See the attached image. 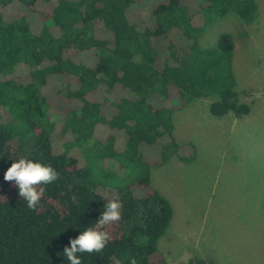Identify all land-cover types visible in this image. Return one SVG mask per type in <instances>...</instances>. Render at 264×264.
<instances>
[{
    "label": "trees",
    "instance_id": "obj_1",
    "mask_svg": "<svg viewBox=\"0 0 264 264\" xmlns=\"http://www.w3.org/2000/svg\"><path fill=\"white\" fill-rule=\"evenodd\" d=\"M142 4L0 0V264H70L65 246L117 198L122 218L102 229L110 236L102 252L78 254L82 264H114L113 256L167 264L159 242L175 211L151 168L197 156L176 137L175 110L212 96L214 116L251 111L233 79V35L221 32L210 47L202 35L229 13L250 22L256 0H149L148 11ZM56 140L67 149L56 151ZM21 158L59 173L41 185L34 210L4 179Z\"/></svg>",
    "mask_w": 264,
    "mask_h": 264
},
{
    "label": "rangeland",
    "instance_id": "obj_2",
    "mask_svg": "<svg viewBox=\"0 0 264 264\" xmlns=\"http://www.w3.org/2000/svg\"><path fill=\"white\" fill-rule=\"evenodd\" d=\"M256 1L258 12L250 22L229 13L202 35L203 47L214 45L221 32L233 35V79L251 111L241 117L233 112L214 116L212 96L186 103L174 112L175 134L196 146V158L183 162L173 157L151 168L154 184L175 211L159 242L167 264H188L193 258L264 264V0ZM148 5L143 0L145 11ZM65 142L54 141V149H67ZM78 152L69 149L80 157Z\"/></svg>",
    "mask_w": 264,
    "mask_h": 264
},
{
    "label": "clouds",
    "instance_id": "obj_3",
    "mask_svg": "<svg viewBox=\"0 0 264 264\" xmlns=\"http://www.w3.org/2000/svg\"><path fill=\"white\" fill-rule=\"evenodd\" d=\"M6 181H15L19 195L27 201L29 209H36L41 198L44 196L45 188L41 185L51 184L59 179V173L50 165L21 158L12 163L5 173ZM74 203H79L77 197H71ZM123 204L120 200H110L105 205V211L101 214L94 227H88L77 238L70 240V247L65 246L64 255L70 264H82L78 254L102 252L110 240L109 233L102 229L105 226L117 222L122 218ZM114 264H121L115 256L111 257ZM131 264H136L135 259Z\"/></svg>",
    "mask_w": 264,
    "mask_h": 264
}]
</instances>
